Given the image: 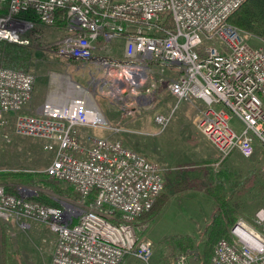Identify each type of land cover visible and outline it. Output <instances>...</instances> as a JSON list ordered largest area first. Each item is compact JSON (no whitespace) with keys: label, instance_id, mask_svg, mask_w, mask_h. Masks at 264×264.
Masks as SVG:
<instances>
[{"label":"built area","instance_id":"2783aa9c","mask_svg":"<svg viewBox=\"0 0 264 264\" xmlns=\"http://www.w3.org/2000/svg\"><path fill=\"white\" fill-rule=\"evenodd\" d=\"M244 1L0 0L7 9L0 14V39L29 44L39 25L54 24L59 14L69 32L54 51L100 67L101 78L92 80L113 82L109 91L121 98L149 96L144 84L151 62L177 68L168 90L177 103L189 96L205 102L198 127L217 150L218 163L234 149L248 157L255 143L264 148V39L227 21ZM26 10L37 21L19 14ZM248 36L262 41L252 45ZM113 38L123 40L121 55L99 53ZM33 80L30 71L0 66V125L11 114L15 133L41 138L43 148L53 150L43 170L71 185L78 197L48 205L27 197L34 189L18 185L15 194L0 183V220L13 219L21 228L29 220L46 223L56 233L49 264H121L125 257L150 264L151 242L137 236L133 220L163 188L161 168L117 139L96 135L86 137L89 145L80 143L78 126L107 123L87 95L46 101L37 114L24 112ZM169 118L154 115L161 128ZM229 231V238L214 243L208 264H264V208L256 210L253 224L239 218Z\"/></svg>","mask_w":264,"mask_h":264},{"label":"rangeland","instance_id":"374dc122","mask_svg":"<svg viewBox=\"0 0 264 264\" xmlns=\"http://www.w3.org/2000/svg\"><path fill=\"white\" fill-rule=\"evenodd\" d=\"M67 32L69 28L66 26L39 25L36 33L38 38L35 34L31 43L24 44L32 49L29 71L34 75L33 91L25 111L34 113V108L51 92L61 97L79 93L92 98L107 123L101 127H78L79 133L119 140L123 146L156 162L167 184L169 199L160 211L152 219L137 216L133 220L137 236L151 242L149 263L179 264L182 261L179 258L184 257V264H199L214 200L195 187L173 190L171 184L177 178L180 179V175H199L194 165L210 160L215 168L222 164L229 169L231 183L227 189L234 186L241 188L249 171L255 170L259 177H264V152L257 149L254 154L245 157L234 149L216 163L217 150L198 127V121L207 108L205 102L186 97L177 103L169 93L168 84L176 75L177 68L151 62L150 75L144 84L145 88L148 87L149 96L146 95L145 99L140 96L117 97L109 91L114 86L113 82L92 80L101 78L103 70L100 67L87 61H80L79 64L69 62L54 51L55 43ZM116 40H109L106 48L98 49L99 53L112 55L120 51L121 41ZM247 40L252 45H259L262 41L252 36H248ZM156 113L170 115L165 127L161 128L154 121ZM4 118L7 120L6 125H0V169H44L53 150L44 149L37 137L15 133L11 126V114H6ZM231 124L237 130L241 126L235 116H232ZM3 133H7L8 139ZM88 142L85 139V143ZM257 182L234 197L240 203L236 220L240 218L253 224L256 210L264 208V191L261 193L256 188ZM24 186L37 192L38 188L33 185ZM48 193L61 204L69 201L68 198ZM28 223V226L21 228L13 219L4 221V232L9 244L7 264H49L56 233L46 223L35 220H29ZM121 264L138 263L125 257Z\"/></svg>","mask_w":264,"mask_h":264},{"label":"trees","instance_id":"16d2710c","mask_svg":"<svg viewBox=\"0 0 264 264\" xmlns=\"http://www.w3.org/2000/svg\"><path fill=\"white\" fill-rule=\"evenodd\" d=\"M6 11V5L1 3L0 14ZM19 14L37 21L35 13L31 10L22 11ZM227 21L264 39V0H245L230 13ZM54 24L65 26V21L61 15L56 14ZM33 30H37V27ZM36 38H38V35H36ZM66 59L75 64L80 63V60L75 58ZM31 60L32 49L29 45L0 39V66L29 71ZM201 163L194 165L198 169L199 175L193 174L187 175L186 178H177V181L172 183L171 187L173 190L195 187L210 195L214 200V210L207 227V240L200 255L201 260L199 259V264H208L214 242L220 237H229L228 229L239 213L240 203L234 197L240 195L245 189L255 186L257 179L256 188L263 193L264 177H259L255 170L249 171L242 185H240L242 186L241 188L234 186L232 189H227V185L231 183L229 169L222 164L215 168L210 160H204ZM192 181L193 183H191ZM59 182L49 177L43 169H0V183L4 184L6 191L18 194V185H33L38 188L37 192L27 197L48 205H59L58 199L50 196L48 192L55 194L57 197H65L70 200L78 197L77 192L71 185H61ZM166 186L167 184L164 182V187L156 196L152 206L148 210L141 212L138 218L143 219L146 217L152 219L160 211L170 195L166 190ZM94 193L95 190L92 189L85 201L90 202ZM0 226L3 247L7 242V238L4 232L5 224L1 220Z\"/></svg>","mask_w":264,"mask_h":264},{"label":"crops","instance_id":"0c3cea01","mask_svg":"<svg viewBox=\"0 0 264 264\" xmlns=\"http://www.w3.org/2000/svg\"><path fill=\"white\" fill-rule=\"evenodd\" d=\"M121 41V44L123 43V40L120 38V39H118L116 42H118V41ZM122 46V45H121ZM114 55H118V56H120L121 55V51H119V50H117V52L114 54ZM90 63H92V62H90ZM33 89V88H32ZM33 91V90H32ZM170 93V92H169ZM71 95H79V93H77V94H68V95H66V96H63V97H61V96H59L56 92H51V93H49L48 94V96H46L44 99H43V101L40 103V104H38L37 105V107L36 108H34L35 109V114H37V113H39L40 112V109H41V106H42V104L44 103V102H46V101H49V102H54V103H61V102H64L69 96H71ZM171 96L173 97V99H175V97L171 94ZM189 97H191V98H198V97H194V96H189ZM198 99H201V98H198ZM202 100V99H201ZM181 101V100H180ZM180 103V102H179ZM97 104V103H96ZM98 106V105H97ZM22 110L24 111V112H27V111H25L26 110V105L22 108ZM28 113V112H27ZM78 127H81V126H78ZM78 127L76 128V132H78L76 135H77V137H78V140L80 141V143H82V144H85V145H89V143L91 142V140H89V142L88 143H85V139H87L86 137L87 136H91L90 134H84V133H79V131H78ZM94 136H96V135H92L91 137H94ZM38 139H40L41 140V142H42V144H43V140L41 139V138H38ZM257 149H259V152H261V151H263V147L259 144V143H255V151H254V153L256 152V150ZM253 153V154H254ZM260 154V153H259ZM263 155V160H264V154H262ZM53 157V152L51 153V157H50V160H51V158ZM50 160H49V162H50ZM48 162V163H49ZM159 166V165H158ZM160 167V166H159ZM185 167V166H184ZM187 175H191V174H187ZM187 175L185 174V175H180V177L179 178H186L187 177ZM179 181V180H178ZM15 221V220H14ZM28 225H29V223H28ZM8 241V240H7ZM7 247L9 248V244L6 242L5 243V246H3L2 247V232H1V226H0V264H7V253L9 252L8 251V249H7Z\"/></svg>","mask_w":264,"mask_h":264}]
</instances>
